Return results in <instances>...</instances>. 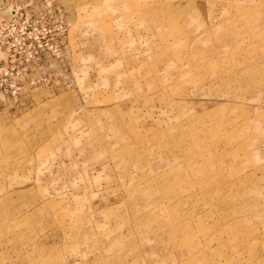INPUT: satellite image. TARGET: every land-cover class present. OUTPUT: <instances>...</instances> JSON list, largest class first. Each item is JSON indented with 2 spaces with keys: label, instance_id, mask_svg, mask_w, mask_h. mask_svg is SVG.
I'll return each instance as SVG.
<instances>
[{
  "label": "rangeland",
  "instance_id": "374dc122",
  "mask_svg": "<svg viewBox=\"0 0 264 264\" xmlns=\"http://www.w3.org/2000/svg\"><path fill=\"white\" fill-rule=\"evenodd\" d=\"M0 15V264H264V0Z\"/></svg>",
  "mask_w": 264,
  "mask_h": 264
},
{
  "label": "built area",
  "instance_id": "2783aa9c",
  "mask_svg": "<svg viewBox=\"0 0 264 264\" xmlns=\"http://www.w3.org/2000/svg\"><path fill=\"white\" fill-rule=\"evenodd\" d=\"M14 11L15 10H13V12ZM6 24H7L6 19L0 15V32L4 30V27L6 26Z\"/></svg>",
  "mask_w": 264,
  "mask_h": 264
}]
</instances>
